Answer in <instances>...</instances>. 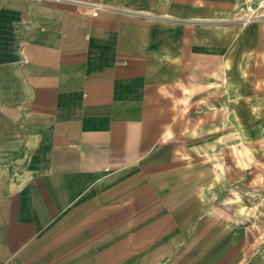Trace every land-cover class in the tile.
I'll use <instances>...</instances> for the list:
<instances>
[{
    "label": "crops",
    "instance_id": "0c3cea01",
    "mask_svg": "<svg viewBox=\"0 0 264 264\" xmlns=\"http://www.w3.org/2000/svg\"><path fill=\"white\" fill-rule=\"evenodd\" d=\"M241 1L0 0V264H264L217 157L264 138Z\"/></svg>",
    "mask_w": 264,
    "mask_h": 264
},
{
    "label": "rangeland",
    "instance_id": "374dc122",
    "mask_svg": "<svg viewBox=\"0 0 264 264\" xmlns=\"http://www.w3.org/2000/svg\"><path fill=\"white\" fill-rule=\"evenodd\" d=\"M227 144L230 148L225 147ZM222 145L223 151L217 155L221 175L223 178L232 175L237 179L234 194L238 210L249 212L248 220L241 219L239 223L247 221V227L253 233V258L257 262L264 260V251L258 250L264 245V148L261 147H264V138L255 136L253 149L240 137L225 140ZM239 257L245 258V252H239Z\"/></svg>",
    "mask_w": 264,
    "mask_h": 264
},
{
    "label": "built area",
    "instance_id": "2783aa9c",
    "mask_svg": "<svg viewBox=\"0 0 264 264\" xmlns=\"http://www.w3.org/2000/svg\"><path fill=\"white\" fill-rule=\"evenodd\" d=\"M241 3L246 11V19L264 17V0H242Z\"/></svg>",
    "mask_w": 264,
    "mask_h": 264
}]
</instances>
